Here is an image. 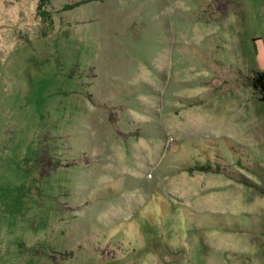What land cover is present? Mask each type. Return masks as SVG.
<instances>
[{
    "label": "rangeland",
    "instance_id": "rangeland-1",
    "mask_svg": "<svg viewBox=\"0 0 264 264\" xmlns=\"http://www.w3.org/2000/svg\"><path fill=\"white\" fill-rule=\"evenodd\" d=\"M264 0H0V264H264Z\"/></svg>",
    "mask_w": 264,
    "mask_h": 264
},
{
    "label": "trees",
    "instance_id": "trees-1",
    "mask_svg": "<svg viewBox=\"0 0 264 264\" xmlns=\"http://www.w3.org/2000/svg\"><path fill=\"white\" fill-rule=\"evenodd\" d=\"M250 84L259 93V98L264 102V69L255 70L250 76Z\"/></svg>",
    "mask_w": 264,
    "mask_h": 264
}]
</instances>
